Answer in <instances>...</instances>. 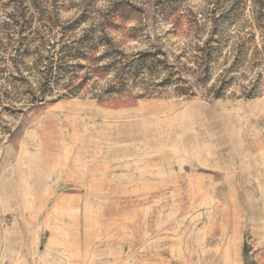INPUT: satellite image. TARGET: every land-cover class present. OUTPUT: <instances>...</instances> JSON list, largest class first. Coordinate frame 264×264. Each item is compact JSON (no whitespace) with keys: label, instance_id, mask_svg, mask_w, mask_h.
<instances>
[{"label":"rangeland","instance_id":"374dc122","mask_svg":"<svg viewBox=\"0 0 264 264\" xmlns=\"http://www.w3.org/2000/svg\"><path fill=\"white\" fill-rule=\"evenodd\" d=\"M0 264H264V0H0Z\"/></svg>","mask_w":264,"mask_h":264},{"label":"trees","instance_id":"16d2710c","mask_svg":"<svg viewBox=\"0 0 264 264\" xmlns=\"http://www.w3.org/2000/svg\"><path fill=\"white\" fill-rule=\"evenodd\" d=\"M217 22L218 21H216V23ZM190 23H191L190 27L203 28V26H205V21L201 19H197V18L195 20H192ZM79 25H80L79 22H77V25L73 26L71 28V31L74 32L77 28H79ZM105 25L107 26L106 29L109 28L108 24H105ZM92 32L93 30L88 31L89 35H93ZM103 33H104L103 34L104 37L99 38V40L95 42L94 46H91L88 48L89 50H96L97 47H99L103 43H106V45L109 46L108 41L110 40L108 38V33L106 32H103ZM84 38L86 39L88 38V36H84ZM90 38L93 39V37H90ZM211 42H212V39H209L205 43L204 46L210 45ZM73 43L78 44V41H75ZM204 46L203 47L199 45L195 46L196 51H197L195 56H191V54L189 55V53L187 54L186 51L181 52L180 57H178L179 59H177V63H174V64H171L166 59L167 54L163 50H155L154 52L151 51L148 53H141L139 54L138 57L130 59V60L127 59V62L125 65L122 60L124 59L123 57H121V60H116L115 58L113 59V62L111 63V67H113V69H117L118 74L122 75L124 80H125L124 77L127 76V77H130V79L133 80L134 82H137V79L141 77L144 71H147V70L152 71L151 68H153L154 66H160L162 67V71H166V70L168 71V78L165 80V83H162V84L169 85V86L174 85L176 86L175 91L178 95H185L187 97H191V96H194L193 85H191L189 81L183 77V73H188V74L191 73L194 75H199L203 73V76L197 80L199 84L204 86L207 80L210 78L209 73H210L211 65H214L217 62V59L219 58L221 54L222 48L219 46L218 43L215 48H210V50H207ZM85 47L87 49L86 45ZM86 55L87 54H85V52L84 53L79 52L78 54L72 55L70 57L73 59L83 58V59L88 60L89 58ZM160 56H163L165 58L161 59L159 58ZM150 58L156 59L157 63L154 66H150L148 64V61H150ZM181 59H186L187 62L182 63L180 61ZM189 63H192V67H190L191 65H189ZM178 65H181V67L179 68ZM127 69L129 70L127 71ZM118 74L117 76H119ZM115 87H117V85H115ZM224 90H226V88L221 87L215 93V96L221 97Z\"/></svg>","mask_w":264,"mask_h":264}]
</instances>
